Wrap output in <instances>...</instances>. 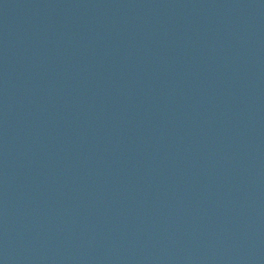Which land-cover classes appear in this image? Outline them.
I'll list each match as a JSON object with an SVG mask.
<instances>
[{"label":"water","instance_id":"1","mask_svg":"<svg viewBox=\"0 0 264 264\" xmlns=\"http://www.w3.org/2000/svg\"><path fill=\"white\" fill-rule=\"evenodd\" d=\"M264 206V0H0V250Z\"/></svg>","mask_w":264,"mask_h":264}]
</instances>
